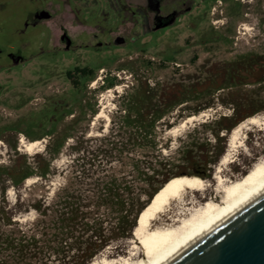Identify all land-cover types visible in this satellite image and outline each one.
<instances>
[{
  "label": "rangeland",
  "instance_id": "obj_1",
  "mask_svg": "<svg viewBox=\"0 0 264 264\" xmlns=\"http://www.w3.org/2000/svg\"><path fill=\"white\" fill-rule=\"evenodd\" d=\"M81 1L69 3L82 9L112 6L109 0ZM113 1L118 8L123 2L145 3ZM55 2L0 0V238L16 235L17 228L37 216L30 206L37 200L50 199L70 182L73 187L91 188L89 182L104 174L126 177L139 198L136 205L187 175L203 177L209 184L206 193L198 192L200 196L219 199L213 174L230 131L246 117L264 112V0H238L235 5L230 0L206 5L197 1L164 32L142 31L133 43L102 48L103 62L78 90L66 72L85 66L90 57L83 50L54 51L51 43L56 44L61 25L70 32L89 28L70 24L64 16L66 0ZM37 8H45L52 17L26 26ZM132 19L125 12L114 34L130 36ZM18 52L27 59L11 63ZM111 80L114 84L106 86ZM102 102L107 103L108 121L95 119ZM158 113L162 116L153 121ZM201 113L205 115L181 124ZM151 124L154 129L147 139L152 136L156 147L134 145L137 126ZM244 136L223 175L240 177L264 158V123L251 126ZM21 138L43 141L28 152ZM59 141L63 142L59 153H50ZM16 165L20 167L14 171L33 174L13 183L3 169ZM39 166L48 169L44 177L38 175ZM156 169L160 170L156 179L179 176L153 185L137 177L139 171L150 175ZM131 238L113 240L92 259L126 255ZM12 253L3 252L0 264H26L7 256ZM46 264H58L57 257Z\"/></svg>",
  "mask_w": 264,
  "mask_h": 264
},
{
  "label": "trees",
  "instance_id": "obj_2",
  "mask_svg": "<svg viewBox=\"0 0 264 264\" xmlns=\"http://www.w3.org/2000/svg\"><path fill=\"white\" fill-rule=\"evenodd\" d=\"M93 76L92 71L83 68L76 69L75 76L70 75L67 79L78 90ZM113 84L112 80L107 81L106 86L111 87ZM161 116L160 113L156 114L153 121ZM153 126L154 124H151L142 128L138 125L134 145L143 147L150 144L156 147L157 144L152 136L147 139L150 134L152 135ZM62 145L63 142H56L50 153L58 154ZM46 148H49V145ZM19 165L3 169L15 184L33 174V171L29 170L14 171L20 167ZM39 167L38 175L44 177L48 169ZM159 172L160 170L156 169L149 175L139 171L137 177L153 185V182L164 183L179 176H163L161 179H156ZM82 177L84 180L91 179L88 175H82ZM84 180H79L77 183H84ZM89 184H92L91 188L84 189L73 187L70 182L61 190L54 192L50 199L44 197L31 204L37 216L26 224L25 228L23 226L17 228L16 235L0 238V256L4 255L3 252L10 250L13 253L8 254V257L24 261L26 264H30L33 260L46 264L52 260V256L57 257L58 264H87L113 240L132 236L133 228L138 222V215L146 207L145 205L155 195L157 197L161 193L159 191L164 188L161 185L158 191L155 190L149 195L152 198L148 202L136 205L139 198L135 197L124 176L119 178L113 174H104L96 177ZM15 222L18 223L16 220ZM71 248H74L76 252L69 253Z\"/></svg>",
  "mask_w": 264,
  "mask_h": 264
},
{
  "label": "bare ground",
  "instance_id": "obj_3",
  "mask_svg": "<svg viewBox=\"0 0 264 264\" xmlns=\"http://www.w3.org/2000/svg\"><path fill=\"white\" fill-rule=\"evenodd\" d=\"M115 88L118 89V86ZM111 91L108 89V92ZM106 104L102 102L95 119L103 117L109 120L105 111ZM204 115H191L181 124ZM262 123L264 112L246 117L230 131L226 151L220 156L213 174L216 181L214 189L220 193L219 199L199 195L198 192L204 193L209 186L203 177L187 175L180 178L164 188L142 209L133 228L129 240L131 246L126 255L101 260L94 258L88 264H168L264 194V158L255 161L240 177L222 174L225 165L233 161L236 148L242 146L245 131ZM20 141L29 152L43 139L25 141L21 138Z\"/></svg>",
  "mask_w": 264,
  "mask_h": 264
},
{
  "label": "flooded vegetation",
  "instance_id": "obj_4",
  "mask_svg": "<svg viewBox=\"0 0 264 264\" xmlns=\"http://www.w3.org/2000/svg\"><path fill=\"white\" fill-rule=\"evenodd\" d=\"M50 1L54 3L58 0ZM197 1L206 5L216 0H145L144 4L137 3V5L134 6L125 5L123 2L120 8L116 6L113 0H109L110 5H112L109 9L88 7L82 9L70 5L69 0H66L68 8L64 16L70 18L69 23L78 25L79 27H88L89 29L79 28L80 30L70 32L67 26L61 25L56 44L51 43V49L54 51L70 52L71 54L78 50H83L90 57V60L85 66H73L72 72L67 70V78L70 75L72 77L75 76L76 69L85 68L88 71H92L94 74L95 66L103 62L101 55H99L102 48L106 49L120 44L133 43L142 35V31H145L148 35H153L158 32L161 33L160 31L164 32L176 25L182 17L189 13L194 3H197ZM230 1L233 5L238 2V0ZM60 3V5H64V2L60 1ZM74 3L83 4L81 0H74ZM59 9L60 8H58V10ZM125 12H129L133 18L131 35L114 34L115 29L122 22ZM50 17H52V14L45 8H37L29 14L25 25L36 26ZM139 31H141V33H139ZM40 52H43V49H41ZM15 55L17 57L14 59L11 56V63L23 62L27 59L22 56L20 52Z\"/></svg>",
  "mask_w": 264,
  "mask_h": 264
},
{
  "label": "water",
  "instance_id": "obj_5",
  "mask_svg": "<svg viewBox=\"0 0 264 264\" xmlns=\"http://www.w3.org/2000/svg\"><path fill=\"white\" fill-rule=\"evenodd\" d=\"M168 264H264V194Z\"/></svg>",
  "mask_w": 264,
  "mask_h": 264
}]
</instances>
